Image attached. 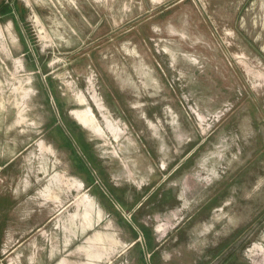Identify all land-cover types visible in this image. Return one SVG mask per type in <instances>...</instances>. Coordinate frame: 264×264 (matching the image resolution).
Returning a JSON list of instances; mask_svg holds the SVG:
<instances>
[{"label":"rangeland","instance_id":"1","mask_svg":"<svg viewBox=\"0 0 264 264\" xmlns=\"http://www.w3.org/2000/svg\"><path fill=\"white\" fill-rule=\"evenodd\" d=\"M263 222L264 0H0V264H264Z\"/></svg>","mask_w":264,"mask_h":264},{"label":"bare ground","instance_id":"2","mask_svg":"<svg viewBox=\"0 0 264 264\" xmlns=\"http://www.w3.org/2000/svg\"><path fill=\"white\" fill-rule=\"evenodd\" d=\"M246 206H247V205H246ZM257 216H258V215H257ZM257 216H256V217H257ZM256 217H255V218H256ZM218 218H219V217H218ZM262 219H263V218H262ZM262 219H261V220H262ZM242 220H243V219H242ZM252 220H254V219H252ZM220 223H221V221H217V222H216V225H215V228L219 227ZM263 223H264V222H263ZM244 224H245V223H244ZM247 224H248V222H247ZM245 225H246V224H245ZM245 225H244V226H245ZM257 225H258V224H257ZM253 226H255V225H253ZM245 227H246V226H245ZM259 227H260V226H259ZM241 228H243V227L241 226ZM263 228H264V227H263ZM228 229H229V228H228ZM228 229H227V230H228ZM235 229H236V228H235ZM257 230H259V229H257ZM212 232H213L212 230L209 231L208 235L212 234ZM231 235H232V234H231ZM228 236H229V235H228ZM228 236H227V237H228ZM244 236H245V235H244ZM247 239H248V238H247ZM227 241H228V240H227ZM229 243H230V242H229ZM218 245H219V244H218ZM222 245H223V244H222ZM220 247H221V246H220ZM240 248H241V247H240Z\"/></svg>","mask_w":264,"mask_h":264}]
</instances>
